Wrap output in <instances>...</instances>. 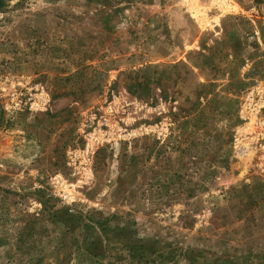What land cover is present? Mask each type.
I'll return each mask as SVG.
<instances>
[{
  "label": "rangeland",
  "instance_id": "obj_1",
  "mask_svg": "<svg viewBox=\"0 0 264 264\" xmlns=\"http://www.w3.org/2000/svg\"><path fill=\"white\" fill-rule=\"evenodd\" d=\"M0 264H264V0L6 1Z\"/></svg>",
  "mask_w": 264,
  "mask_h": 264
},
{
  "label": "trees",
  "instance_id": "obj_2",
  "mask_svg": "<svg viewBox=\"0 0 264 264\" xmlns=\"http://www.w3.org/2000/svg\"><path fill=\"white\" fill-rule=\"evenodd\" d=\"M6 1L8 0H0V7H2Z\"/></svg>",
  "mask_w": 264,
  "mask_h": 264
}]
</instances>
